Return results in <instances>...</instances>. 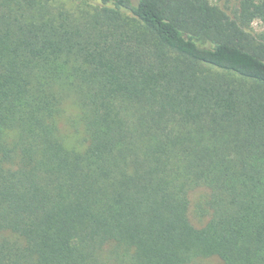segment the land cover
Listing matches in <instances>:
<instances>
[{
    "label": "trees",
    "instance_id": "1",
    "mask_svg": "<svg viewBox=\"0 0 264 264\" xmlns=\"http://www.w3.org/2000/svg\"><path fill=\"white\" fill-rule=\"evenodd\" d=\"M75 2L0 0V264H264V0Z\"/></svg>",
    "mask_w": 264,
    "mask_h": 264
},
{
    "label": "rangeland",
    "instance_id": "2",
    "mask_svg": "<svg viewBox=\"0 0 264 264\" xmlns=\"http://www.w3.org/2000/svg\"><path fill=\"white\" fill-rule=\"evenodd\" d=\"M134 3L137 0H133ZM82 0H76L75 4H80ZM217 2L224 8L228 10H233L237 6V0H217ZM253 31L255 34H262L264 32V26L256 22L253 25ZM62 115L60 118V127L66 133L65 137H67L66 143L67 146L70 148H78L82 149L85 148V144H83V137H84V129L82 125V117L79 108L77 107L74 99L70 96L64 99L62 104ZM199 194L194 196L196 200ZM195 217V216H193ZM194 223L197 226H201L204 224V221L198 220L194 218ZM7 240V243L14 244L18 241V239L10 234L4 233L0 234V246L3 244V241ZM116 264V263H112ZM194 264H224L219 258L217 257H207L202 258L195 262Z\"/></svg>",
    "mask_w": 264,
    "mask_h": 264
}]
</instances>
